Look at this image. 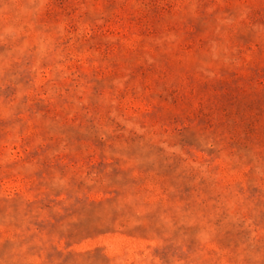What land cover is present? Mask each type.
Instances as JSON below:
<instances>
[{
    "label": "rangeland",
    "instance_id": "rangeland-1",
    "mask_svg": "<svg viewBox=\"0 0 264 264\" xmlns=\"http://www.w3.org/2000/svg\"><path fill=\"white\" fill-rule=\"evenodd\" d=\"M0 264H264V0H0Z\"/></svg>",
    "mask_w": 264,
    "mask_h": 264
}]
</instances>
